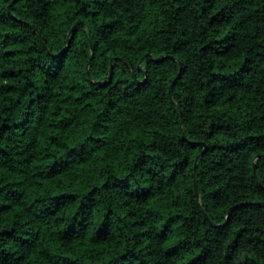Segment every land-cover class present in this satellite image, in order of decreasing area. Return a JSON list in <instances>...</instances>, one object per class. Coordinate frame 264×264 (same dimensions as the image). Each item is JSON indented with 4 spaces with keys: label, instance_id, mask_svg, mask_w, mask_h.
<instances>
[{
    "label": "trees",
    "instance_id": "obj_1",
    "mask_svg": "<svg viewBox=\"0 0 264 264\" xmlns=\"http://www.w3.org/2000/svg\"><path fill=\"white\" fill-rule=\"evenodd\" d=\"M0 264H264V0H0Z\"/></svg>",
    "mask_w": 264,
    "mask_h": 264
},
{
    "label": "water",
    "instance_id": "obj_2",
    "mask_svg": "<svg viewBox=\"0 0 264 264\" xmlns=\"http://www.w3.org/2000/svg\"><path fill=\"white\" fill-rule=\"evenodd\" d=\"M113 60L110 61V64L112 63ZM112 68L110 67V72H111ZM174 82V81H173ZM173 83L170 85V88L172 87ZM202 155V154H201ZM194 172H196V163H195V167H194ZM195 185V192L198 195V189H197V185L196 182L194 183Z\"/></svg>",
    "mask_w": 264,
    "mask_h": 264
}]
</instances>
